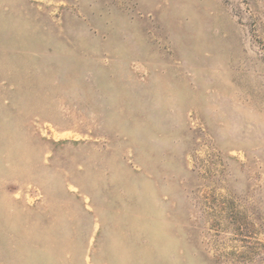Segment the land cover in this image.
Listing matches in <instances>:
<instances>
[{"label":"rangeland","instance_id":"obj_1","mask_svg":"<svg viewBox=\"0 0 264 264\" xmlns=\"http://www.w3.org/2000/svg\"><path fill=\"white\" fill-rule=\"evenodd\" d=\"M0 264H264V0H0Z\"/></svg>","mask_w":264,"mask_h":264}]
</instances>
